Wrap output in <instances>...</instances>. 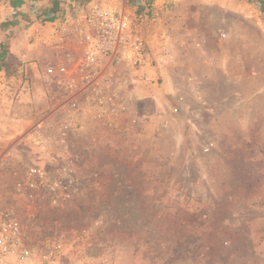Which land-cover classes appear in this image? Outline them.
<instances>
[{
    "label": "rangeland",
    "instance_id": "374dc122",
    "mask_svg": "<svg viewBox=\"0 0 264 264\" xmlns=\"http://www.w3.org/2000/svg\"><path fill=\"white\" fill-rule=\"evenodd\" d=\"M27 1L28 22L3 43L0 212L33 264H264L259 0H118L146 45L148 80L122 60L113 78L126 114H83L64 142L71 94L43 71L79 59L88 0H60L54 22L52 0ZM29 168L57 185L53 198L27 189Z\"/></svg>",
    "mask_w": 264,
    "mask_h": 264
},
{
    "label": "built area",
    "instance_id": "2783aa9c",
    "mask_svg": "<svg viewBox=\"0 0 264 264\" xmlns=\"http://www.w3.org/2000/svg\"><path fill=\"white\" fill-rule=\"evenodd\" d=\"M84 9L85 26L77 30L75 37L82 46L79 59H75L70 69L60 67L56 73L52 67H46L43 71L45 78L64 76L62 87L71 94L63 106L67 120L59 126L62 142L72 132V121L83 114L97 119L126 114L127 99L116 89L113 78L114 67L122 60L129 62L133 69L138 68L140 72L142 69L141 81L148 80L144 75V68L148 65L145 63L146 45L132 29V23L121 11L118 0H88ZM211 148L213 144L207 145L205 152ZM27 176L28 190L44 188L54 197L57 185L48 182L42 170L29 168ZM20 190V187L16 188V191ZM32 258L31 252L23 245L18 223L0 212V264H33ZM43 260L44 264H80L54 260L49 256H44Z\"/></svg>",
    "mask_w": 264,
    "mask_h": 264
},
{
    "label": "trees",
    "instance_id": "16d2710c",
    "mask_svg": "<svg viewBox=\"0 0 264 264\" xmlns=\"http://www.w3.org/2000/svg\"><path fill=\"white\" fill-rule=\"evenodd\" d=\"M27 2V0H0V4H5L7 11H9L6 15H0V34H8L12 30L18 28L22 21L28 22L27 18L24 19L26 16L25 12H27L26 14L30 18L32 12L31 6L33 5ZM259 3L263 6L261 10L264 14V1L259 0ZM60 5V0H52L50 2V7H48V5L46 6L44 12V15L47 16L45 19L46 21L54 22L57 19V14L62 18L64 12ZM9 54L7 47H5L3 43H0V71L6 68Z\"/></svg>",
    "mask_w": 264,
    "mask_h": 264
},
{
    "label": "crops",
    "instance_id": "0c3cea01",
    "mask_svg": "<svg viewBox=\"0 0 264 264\" xmlns=\"http://www.w3.org/2000/svg\"><path fill=\"white\" fill-rule=\"evenodd\" d=\"M5 39H6L5 34H0V43H4Z\"/></svg>",
    "mask_w": 264,
    "mask_h": 264
}]
</instances>
